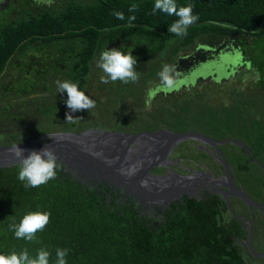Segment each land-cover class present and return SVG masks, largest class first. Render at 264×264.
<instances>
[{"label": "trees", "instance_id": "1", "mask_svg": "<svg viewBox=\"0 0 264 264\" xmlns=\"http://www.w3.org/2000/svg\"><path fill=\"white\" fill-rule=\"evenodd\" d=\"M176 3L195 5L193 14L199 15V20L183 37L168 30L177 16L159 10L153 14L155 0H58L56 5L38 10H32L25 3L21 16L0 18V146L32 140L50 132H80L99 127L96 122L84 125L81 119L67 122L66 113L70 111L65 103L67 93L57 90L56 81L76 83L89 96L91 73L95 69L100 71L96 61L107 49L122 48L125 54L132 51L139 73L135 83L109 81L107 99L114 102V112H117L114 107L118 109L120 103L130 98L142 103L146 86L160 81L158 73L162 66H171L177 53L199 40L215 42L222 37L238 36L246 58L253 60V66L260 73L258 85L264 89V0H176ZM133 4L138 10L129 12ZM114 12H122L125 19H117ZM133 15L136 19L130 23L128 18ZM156 57L159 60L152 61ZM36 93L40 95L23 100ZM12 98L18 101L5 103ZM240 100L238 96L224 111L231 109L229 119L238 114L243 129L252 128L250 135L242 130L241 135L264 165V118L253 125L247 123L252 119V107L246 105V99ZM32 104L37 112L29 110ZM207 105L201 103L198 110L185 106L182 114L162 105L159 110L148 112L147 118L134 114L141 120V125L135 126L137 123L131 118L125 119V115L108 113L117 121L101 128L136 132L142 128H158L157 121L165 120L169 128L185 130L190 126L180 127L170 121L169 112L181 116L180 123L186 113L197 114L199 110H207ZM208 107L209 121H220L213 118L215 111ZM80 112L72 113L73 118L79 117ZM56 119L62 121L59 127L52 124ZM192 120L193 126L197 125ZM5 123L7 126H3ZM18 170L19 165L0 169V255L27 249L35 257L43 248L51 253L50 264H55L56 249L62 248L70 249L67 264H226L230 259L233 261L229 249L235 247L234 241L219 236L221 227L216 218L209 225L194 223L191 227L170 219L162 227L152 228L139 222L134 213L130 219L133 221H129L119 211L101 204L96 191L84 189L66 177L61 168L57 169L54 179L35 188H26L18 180ZM33 211H49L50 222L36 233L33 241L17 239L10 225L19 224Z\"/></svg>", "mask_w": 264, "mask_h": 264}, {"label": "flooded vegetation", "instance_id": "2", "mask_svg": "<svg viewBox=\"0 0 264 264\" xmlns=\"http://www.w3.org/2000/svg\"><path fill=\"white\" fill-rule=\"evenodd\" d=\"M25 3L29 4L32 10H38L39 7L54 6L58 0H54L51 6L37 5L35 0H0V18L13 19L21 16ZM234 41L237 42L238 47H235ZM202 45L212 48L225 45L220 51L228 50L231 53L228 57L229 62L221 56L220 52L217 63H215V58L209 56L204 58L201 55L198 64L192 66L189 61L185 60L179 64L178 59L193 55ZM237 51L239 55H237ZM176 64L180 65V70L175 71L174 74L178 87L171 92H159L152 100L151 107L154 106L152 110L161 108L163 105L182 114L184 112L182 109H186L185 106H194L198 110L201 103H207V108L211 106L214 111H220V115L224 117V112L221 110L232 106L234 100L239 96L241 100H247L246 105H250L252 110H256V112H252V119L247 123L253 125L257 120L264 118V89L258 85L260 73L253 66V60L246 58L244 46L238 36L222 37L215 42L199 40L177 53L171 66L175 67ZM209 65L217 68V78L211 77L210 80H204L195 85L194 73L196 71L193 68H208ZM186 66H189L188 70H186ZM218 68H224V71L220 72ZM245 73L248 74V77L244 76ZM257 73L259 74L258 79ZM219 78H225V80L220 82ZM159 84L160 81H154L146 86L143 99L145 105L149 89L155 88ZM222 95L229 97L226 105L211 101L213 98H221ZM13 99H7L5 103L10 104ZM135 103L140 104L138 100ZM194 107L192 110H195ZM139 113L144 118L149 117L147 114ZM130 120L137 123L133 126L141 125L140 119L134 117ZM157 122L159 126L155 129L142 128L136 132H124L137 134L160 129L179 133L195 131L210 140L207 142L194 139L182 141L176 144L168 154L167 163L155 166L150 170L151 174L158 177L186 181V184L180 186L182 187L180 191L185 193L170 198L163 204L149 206L136 199L133 194H129L124 188H115L106 183L97 182H94L92 188L82 184L81 187L96 191V194L101 198V204L119 211L129 221H133L130 219L134 213L139 222L152 228L162 227L170 219L173 222H183L191 227L194 223L209 225L216 218V222L221 227L219 236H227L228 239L234 241L235 245L234 248L229 249L232 255L230 258L233 257V261L231 262L230 259L226 264H264V165L259 162V155H255L253 148L247 144L246 140L218 136L211 127L222 121H209L206 125H201L197 121L195 126L193 124L188 128L184 126L187 128L185 130L169 128L168 122L165 120ZM229 123L232 126L236 121H228ZM211 124L214 125L210 126ZM237 126H242V122H239ZM250 131H252L251 127ZM234 141L243 142L248 149ZM234 147L238 150L233 151ZM255 165H258L259 168ZM241 192L247 195L248 200L239 196ZM203 230L205 231L204 228L201 231Z\"/></svg>", "mask_w": 264, "mask_h": 264}, {"label": "water", "instance_id": "3", "mask_svg": "<svg viewBox=\"0 0 264 264\" xmlns=\"http://www.w3.org/2000/svg\"><path fill=\"white\" fill-rule=\"evenodd\" d=\"M233 44L238 47L237 42L234 41ZM224 47L225 45L213 48L202 45L193 55L178 59L179 64L183 60L189 61L192 66L198 64L201 55L204 58L206 56L215 58V63H217L220 52L221 56L229 62L228 57L231 53L228 50L220 51ZM179 64L174 67L176 71L180 70ZM188 69L189 66H186V70ZM216 69L213 65L202 69L193 68L196 71L194 73L195 85L204 80L208 81L211 77L217 78L218 70ZM218 69L220 72L221 70L224 71V68ZM224 80L225 78H219L220 82ZM39 95V93L31 94L23 97V100ZM16 101H18L17 98L12 100V102ZM188 139L210 141L209 138L199 132L179 133L168 129L137 134L98 128H90L80 132H50L32 140L0 146V169L19 165V161L12 157L9 152L14 145L23 149L25 156L33 150L39 152L46 145H49L59 158L63 174L73 181L91 188L94 182L106 183L115 188H124L139 201H143L149 206H155L185 193L180 191L182 188L180 186L186 184V181H174L170 177H158L151 174L150 170L155 166L167 163L168 154L173 147ZM234 143L248 149L243 142L234 141ZM225 164L228 166L227 163ZM239 196L248 200L244 192L239 193Z\"/></svg>", "mask_w": 264, "mask_h": 264}, {"label": "clouds", "instance_id": "4", "mask_svg": "<svg viewBox=\"0 0 264 264\" xmlns=\"http://www.w3.org/2000/svg\"><path fill=\"white\" fill-rule=\"evenodd\" d=\"M37 5L46 4L51 6L54 0H35ZM195 5L188 4L187 6H178L176 0H155L153 14L157 10L168 15H175L178 19L173 22L168 30L170 33L177 36H186L188 28L199 20L198 14H193ZM138 6L133 4L129 8V12H135ZM117 19L123 20L125 16L122 12H114ZM129 22L134 21L136 17L133 15L128 18ZM237 55L239 53L237 52ZM137 58L132 55V51L125 52L121 49H107L101 53L97 67L102 69L104 74L101 76V83L115 82L117 80L124 84L135 83L139 80V73L135 66ZM175 68L168 64L162 66V70L158 73L160 84L155 88H150L146 100V108L150 109L152 100L159 92H171L178 87L175 78ZM259 74L257 73V79ZM57 90L60 93H67L65 101L67 108L70 110L66 113L67 122H75L82 118H73L72 113L92 109L96 106V101L91 99L83 91L79 90L76 83L70 81H56ZM10 155L19 161L18 180L24 182L26 188H35L46 184L54 179L57 174V169L62 168L59 158L55 151L46 145L39 152L33 150L27 156L24 155V150L19 146H13L10 150ZM51 213L49 211H33L26 214L19 224L10 225V229L14 232L17 239L33 241L38 231H42L50 222ZM70 249H56L55 264H67L66 257ZM51 253L45 249H39L35 257L29 255L28 250L24 249L20 253L12 252L5 256L0 255V264H50Z\"/></svg>", "mask_w": 264, "mask_h": 264}, {"label": "rangeland", "instance_id": "5", "mask_svg": "<svg viewBox=\"0 0 264 264\" xmlns=\"http://www.w3.org/2000/svg\"><path fill=\"white\" fill-rule=\"evenodd\" d=\"M158 59V57H156L154 60V62H156ZM99 60L96 61V63H98ZM94 63V64H96ZM105 75L103 70L100 69V71L98 70H94V72L91 73V77H90V81H89V87H88V94L89 97L91 99H94L96 101V106L92 109L88 110H83L80 112L79 117L76 118H82L81 121L84 125H88L91 122H96L97 124H99V127H96L98 129H105V128H101V127H108L109 125L115 124V122L117 121V118H111L113 117L114 113H117L116 115H125L124 118L125 119H132L135 117L134 114H138L139 112L143 113V114H148V112H150L152 110L151 107L150 109H146V105H144V101L140 104L135 103L136 100L134 98H130L126 101H123L122 103L119 104L118 109L114 107V109L117 112L113 111V103L109 102L107 99V95L109 94V88L107 87V85L110 84V82L108 83H101V76ZM244 76L248 77V74H244ZM225 90H229V89H225ZM227 92V91H226ZM229 100V97H227L226 95H222L221 98H213V100L211 99V101H213V103L218 102L220 105H226L227 102ZM210 102V101H209ZM30 111L34 110L35 112H37V108L35 105H30ZM158 110L160 109L157 108ZM17 110V109H16ZM155 110V109H154ZM90 111H92V113H90ZM110 111V112H109ZM224 112V117L220 115V111L214 113L213 118H219L220 122L219 124L211 127L212 130L217 132L218 136H224V137H233L235 139H239V140H244L245 137L241 135V130L247 134L250 135L249 132L250 129H243L241 126H237V124L240 122V118H238V114L233 116L232 118H227L228 113H232L231 109L230 111L226 112L224 110H221ZM162 110L159 112L161 113ZM199 113H192L190 112V114H187V116L185 115L184 118H182L183 120L179 123V120L181 119V116H177L176 114H173V112H169V116L168 119L172 122H177V125H180V127L182 126H189L192 125L193 120L195 119L196 121H198L199 124L201 125H206L209 120H210V109L209 107L207 108V110L202 109L198 111ZM252 112H256L255 109L252 110ZM108 113H112V114H108ZM246 113H249L248 111ZM140 115V113H139ZM81 116V117H80ZM117 117V116H116ZM116 119V120H115ZM79 120V119H78ZM236 121L235 124H232L231 128H228V121ZM109 122V124H105ZM62 121L60 119H56L53 121V125L55 127H59L61 125ZM226 123V124H225ZM106 125V126H105ZM214 124H211L210 126H212ZM3 126H7V123H5ZM218 126V129H217ZM205 127V126H203ZM108 130V129H106ZM249 145V144H248ZM238 150V148H233V151ZM227 154H229L228 151H226Z\"/></svg>", "mask_w": 264, "mask_h": 264}]
</instances>
